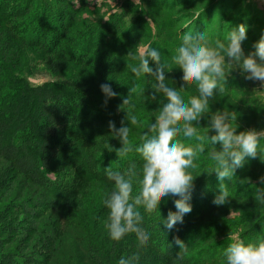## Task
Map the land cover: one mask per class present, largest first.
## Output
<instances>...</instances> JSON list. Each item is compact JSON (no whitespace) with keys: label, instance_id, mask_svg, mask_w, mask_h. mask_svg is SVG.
<instances>
[{"label":"trees","instance_id":"1","mask_svg":"<svg viewBox=\"0 0 264 264\" xmlns=\"http://www.w3.org/2000/svg\"><path fill=\"white\" fill-rule=\"evenodd\" d=\"M86 2L75 6L70 0H0V264H119L121 257L138 251L137 264H208L212 261L204 257L195 261L185 254L192 253L193 245L215 246L218 241L210 237L231 233L232 228L242 229L239 238L245 243L264 238V214L245 212L228 224L225 213L230 202L222 206L200 202L195 208L199 199L193 197L192 211L169 231L163 219L176 208L174 198L168 197L160 211L139 209L141 227L149 235L146 247L137 248L134 233L97 245L93 226L100 218L106 225L109 210L104 200L114 189L105 168L124 171L130 163H142L135 151L117 156L115 149L121 143L111 134L109 121L117 128L121 122L131 126L127 114L135 115L141 123L132 126L145 133L166 100L162 94L151 99L154 77H136L128 67L139 64L129 53L150 37L131 31L138 21L128 14L134 12L133 6L91 24L83 18L89 13ZM132 36L137 39L129 43ZM161 59L170 65L165 75L172 72L171 55ZM150 66L155 70L154 62ZM40 76L50 80L39 85L29 82ZM105 83L118 94L107 103L100 87ZM133 87L136 92L129 104L122 105ZM140 137L129 135L134 145ZM16 181L21 184L15 188ZM90 187L97 188L102 201L90 212L89 231L74 235L77 222L62 209L69 202L82 205L81 193ZM133 188L135 195V182ZM35 190L42 193V202L24 196ZM51 211L55 218L36 226ZM176 236L186 242L179 261ZM65 237L74 239L78 249L66 254L59 245ZM219 259L225 264L224 254Z\"/></svg>","mask_w":264,"mask_h":264},{"label":"clouds","instance_id":"2","mask_svg":"<svg viewBox=\"0 0 264 264\" xmlns=\"http://www.w3.org/2000/svg\"><path fill=\"white\" fill-rule=\"evenodd\" d=\"M246 32L244 25L231 28L226 42L212 41L204 32H186L182 36V43L172 56V63L182 70L184 85L196 87L198 94L187 101L181 95L184 87L177 89L166 83L165 72L170 65L162 61L158 49L138 44L136 51L129 53L133 59H139L138 65L128 66L136 77L155 78L151 99L155 100L156 94H162L166 102L161 103L154 122L148 126L137 145L129 139V126L121 122V127L117 128L114 121H109L111 134L121 143V147L115 149L117 156L127 157L135 151L142 161L139 166L130 163L124 171L105 168L108 180L114 183V189L104 200L109 210L105 226L112 240L119 241L124 235L134 233L137 248L146 247L149 235L141 227L143 217L139 209L143 208L148 213L157 209L160 211L161 203L168 197L174 198L176 211H169L167 218L163 219V227L170 231L183 223L184 216L192 211L190 201L196 177L190 170L196 167L198 154L205 153L206 145L211 146L207 154L215 162L208 174L215 173L219 182V194L213 200L216 206L228 203L230 194L225 181L231 180L236 170L244 167L246 158L255 159L259 153L264 161V148L261 147L264 129L251 128L238 132L239 125H233V121L237 120L234 112L208 111L209 100L225 90L227 77L234 69L246 74V79L260 82V89L253 91H264V35L254 45L255 50L246 54L242 46L247 39ZM150 61L155 63V70L150 66ZM100 87L106 97L105 103L118 95L110 84L105 83ZM135 92V87L129 88L128 97L122 105L129 104ZM205 115L210 119L202 134L197 125ZM127 120L131 125L141 123L135 115L129 117L127 114ZM209 132L214 134L209 136ZM180 136L194 143L185 145L183 140L178 139ZM134 182L138 185L135 195ZM259 183L264 184V176L259 178ZM254 198L264 204V188H256ZM231 239L233 242L224 251L225 264H264V238L248 243L239 237ZM174 243L180 249L176 259L182 260L186 245L179 236L174 238ZM139 260L138 251L130 257H121L119 264H137Z\"/></svg>","mask_w":264,"mask_h":264},{"label":"rangeland","instance_id":"3","mask_svg":"<svg viewBox=\"0 0 264 264\" xmlns=\"http://www.w3.org/2000/svg\"><path fill=\"white\" fill-rule=\"evenodd\" d=\"M70 2L77 6L80 2L83 3V0H70ZM86 4L89 13H86L83 18L91 24L98 23L100 18L106 20L119 12H124L128 6H133L134 12L131 11L132 13L128 14L138 21H136V26H131L133 27L131 31L135 30L138 36L143 37L149 34V39L139 41V44L151 45V47L158 49L161 53V58H163L164 54H169L171 57L175 55L176 49L182 43V36L186 32H204L212 41L221 40L226 42L231 28L244 25L247 30V39L243 41L242 46L246 54L255 50L254 45L264 35V0H140V2H136V0H87ZM136 7L140 9L138 10ZM133 37L135 38V36H132L129 43L137 39H133ZM127 62L131 63L129 60ZM173 66V71L166 74L169 80L168 85H174L177 89L184 87L185 89L181 91V95L187 101L192 95L198 94L196 87L195 85L191 87L184 85L182 70L177 68L175 64ZM245 75L239 69L232 70L227 77L225 90L209 100L208 111L210 113L218 110L234 112L237 120L233 121V125L235 126V123L239 125L238 132L251 128L264 129V91H253L254 89H260V82L248 80ZM49 80L46 76L29 78V82L35 85ZM254 103L256 104L252 105ZM209 119L210 116L205 115L201 118L199 125H197L198 130L202 134L209 124ZM129 127L130 133H133L134 137L144 134L142 131H138L135 126L131 125ZM213 134L214 132H209V136ZM178 139L184 140L182 136L178 137ZM130 141L132 143L135 142ZM216 147L219 148V145ZM261 147L264 148V141L261 142ZM210 150L211 146L206 145L205 153L198 154L195 160L196 167L190 170L193 176L196 177L192 197L199 199L195 202V208L199 206L200 202L208 203L213 201L215 196L219 194V182L215 173L208 174L215 164L207 154ZM129 156L132 158L133 154ZM261 176H264V161L260 159L258 153L255 159L246 158L244 167L238 168L235 176L231 180L225 181L230 194V201H228L230 204L226 208L227 213H225L227 215L225 221L228 224L230 222L234 223L233 219L239 218L245 212L250 214L255 211L264 214V204L257 202L254 198L256 188H264V184L259 183ZM203 180L204 183L200 185L199 183ZM20 184L19 181H16L14 187H19ZM17 196L23 195L18 194ZM24 196L37 202L44 200L42 193L37 190L29 191ZM80 197L83 198V201L81 199L82 205L69 202L64 206L66 209H62V213L65 216H69L71 213L72 218L77 222L78 227L75 229L77 233H73L74 235H79L81 231H89L87 226L92 221L90 212H92L94 206L102 201L99 191L94 187L88 188L81 193ZM193 198L191 203L195 201ZM88 206L90 207L89 209L87 208ZM47 214L50 215L43 214L35 222L36 226L41 222L49 224L56 216L55 211ZM100 219L93 226L95 241L97 245L99 242L108 244L111 238L105 223L102 222V218ZM242 232L240 228L237 230L232 228V234L213 235L210 238L218 241L215 246H205L201 249L197 247L198 245H193L191 247L192 253H186L185 255L188 258L191 256L190 258L195 261L204 257L206 260L212 261L208 264H220L219 258L224 254V246L230 245L233 242L231 237H239ZM262 234H264V227ZM15 243L16 241L14 240L13 245ZM76 244L74 239L68 240L67 237L59 242L66 254L78 249ZM84 264L88 263L85 262Z\"/></svg>","mask_w":264,"mask_h":264}]
</instances>
